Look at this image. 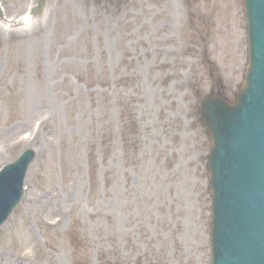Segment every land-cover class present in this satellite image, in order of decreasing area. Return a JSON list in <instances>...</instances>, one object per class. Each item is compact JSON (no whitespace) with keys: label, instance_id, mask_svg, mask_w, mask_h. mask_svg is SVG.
Listing matches in <instances>:
<instances>
[{"label":"rangeland","instance_id":"374dc122","mask_svg":"<svg viewBox=\"0 0 264 264\" xmlns=\"http://www.w3.org/2000/svg\"><path fill=\"white\" fill-rule=\"evenodd\" d=\"M164 1L166 9L173 5L172 20L163 0H109L103 11L82 17L74 49L44 52L22 41L26 52L16 59L18 41L0 42V141L19 135L31 115L52 104L67 124L61 130L56 118L37 139L39 150L41 139L53 140L29 182L39 243L33 244L24 212L16 213L0 237V264L13 257L25 264H211L209 140L196 107L218 85L230 99L237 91L218 84L209 61L217 50L226 66L240 68L242 38L223 46L230 26L241 32L239 6ZM3 3L16 12L21 0ZM75 76L80 94L70 100ZM29 92L39 95L32 107ZM75 203L70 221L57 230L42 223Z\"/></svg>","mask_w":264,"mask_h":264},{"label":"bare ground","instance_id":"6f19581e","mask_svg":"<svg viewBox=\"0 0 264 264\" xmlns=\"http://www.w3.org/2000/svg\"><path fill=\"white\" fill-rule=\"evenodd\" d=\"M17 1V0H16ZM90 0H52L46 15L42 20H39L37 23L30 26L28 29H19L11 30L7 25L6 31L5 28L0 24V31L2 32V37L7 41L12 40L13 38L18 41V47L14 51V56L16 59H21L26 52L25 49L22 50V41H27L32 45L31 48H41L52 50L53 48L59 45H65L69 47H75L77 45L79 38L81 37L82 21L81 16L84 14V11H88V8L91 6L89 3ZM92 3V2H91ZM24 19H29L25 17ZM22 19H20L21 23ZM84 23V22H83ZM16 24V21H15ZM29 23H25L23 26ZM85 25V23H84ZM84 27V26H83ZM37 32L33 33V30ZM64 47V46H62ZM32 53V51H31ZM39 51L35 52L34 54ZM27 55V53H26ZM25 58V57H24ZM34 101H31L30 106H32ZM61 113L59 114V128L61 130H66L67 124L66 121L62 120ZM13 126V130H14ZM65 133V132H64ZM61 137V136H60ZM45 200V197H44Z\"/></svg>","mask_w":264,"mask_h":264},{"label":"water","instance_id":"95a60500","mask_svg":"<svg viewBox=\"0 0 264 264\" xmlns=\"http://www.w3.org/2000/svg\"><path fill=\"white\" fill-rule=\"evenodd\" d=\"M213 123H217V122H214V121H213Z\"/></svg>","mask_w":264,"mask_h":264}]
</instances>
